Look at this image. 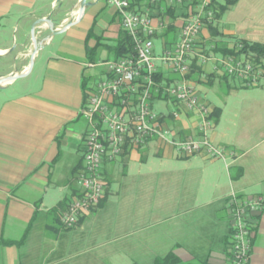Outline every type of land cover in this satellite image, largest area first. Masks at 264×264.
Segmentation results:
<instances>
[{"label": "crops", "instance_id": "0c3cea01", "mask_svg": "<svg viewBox=\"0 0 264 264\" xmlns=\"http://www.w3.org/2000/svg\"><path fill=\"white\" fill-rule=\"evenodd\" d=\"M59 1L0 0V78L21 75L0 85V264H156L157 257L170 252L186 264H229L232 196L264 200V89L233 90L232 83L243 86L212 73L210 64L207 71L202 66L198 81L191 78L200 94L220 85L227 90L220 104L201 95L219 112L210 139L224 148L225 160L205 153L182 156L156 139L129 145L103 165L106 193L100 205L81 216L75 228L66 229L61 215L74 198L84 165L85 90L106 73L105 62L117 58L109 46L123 29L108 0H88L83 17L67 29L70 36L63 46L38 60V51L52 37L44 41L30 68L34 23L51 19L48 7ZM72 3L68 14L54 23L56 28L76 18L80 0ZM109 5L111 15H102ZM167 8L163 4L154 11L156 22L170 23L162 15ZM261 9L263 13L264 4ZM47 28V23L35 27L37 40L50 34ZM164 30L155 36L161 52ZM246 30L205 28L203 39L213 51L210 41L216 39L230 48L235 39L264 44L263 22L251 35ZM161 69L168 78L178 76ZM262 81L252 88H264ZM181 111L179 118L170 115L177 121L171 129L180 137L181 131L184 138L197 136L194 118ZM159 115L165 123L166 115ZM154 141L161 142L156 152L169 167L180 161L184 171L144 168ZM130 166H137V172L130 175ZM250 223L248 264H264V204L251 212Z\"/></svg>", "mask_w": 264, "mask_h": 264}, {"label": "built area", "instance_id": "2783aa9c", "mask_svg": "<svg viewBox=\"0 0 264 264\" xmlns=\"http://www.w3.org/2000/svg\"><path fill=\"white\" fill-rule=\"evenodd\" d=\"M145 1L142 4L132 0H108L117 10L122 29L131 36L134 49L106 61V73L88 91L83 110L88 121L82 144L84 165L76 179L80 195L74 196L62 212L61 223L66 229L75 228L81 216L100 205L106 193L103 165L124 154L129 145L139 147L156 139L172 146L182 156L205 153L225 160L224 148L210 139V131L215 126L213 108L203 100L197 82L189 77L194 61H198L205 71L210 64L212 73L234 78L243 87L258 86L264 79L263 62L244 53L217 54L208 47L203 30L215 19L214 0H197L195 5L193 0ZM163 4L183 6V9L177 11L175 21L170 20L177 28L176 37L165 41L162 52L156 54L155 36L168 26L162 20L156 22L158 17L154 16V11ZM184 4H190L186 15ZM242 47L238 44L237 49ZM161 68L178 78L158 81L156 75L162 72ZM154 92L178 104L173 117L179 118L184 109L190 113L198 135L183 139L167 127L154 109ZM263 204L261 197L242 201L236 195L232 196L229 264L249 263L252 247L250 214L261 210Z\"/></svg>", "mask_w": 264, "mask_h": 264}, {"label": "rangeland", "instance_id": "374dc122", "mask_svg": "<svg viewBox=\"0 0 264 264\" xmlns=\"http://www.w3.org/2000/svg\"><path fill=\"white\" fill-rule=\"evenodd\" d=\"M221 1L222 3H225L224 0H221ZM263 4H264V0H238L237 3L229 6L219 18H215L212 23L213 26L211 27H216L219 30H224V29L228 30V29H232L235 26H237L240 29H247L246 30L247 34L251 35L252 30H258L262 22L264 23V12L261 13L262 11L261 7ZM72 5H73L72 0H60L58 3V6L52 9H51V6L49 5L48 11L51 12L52 22L59 23L62 20V18L66 14H68V12L71 9L70 6ZM112 9L113 8L109 5L105 9L102 15L110 16ZM208 28L210 29V27ZM69 36H70V33H67V30H65L64 32L60 34L54 35L50 40L51 42L42 46L41 49L38 51L40 52L38 60H41V59L43 60L47 58L50 50H58L60 47H62L63 43L67 41ZM99 41L103 42L104 40L100 39ZM155 44H156L155 53L160 54L161 53V40L159 39L155 40ZM31 62H32V66H34L35 57L33 61ZM232 85H233V90H238V91H250V90L264 89V88L240 87L237 85L235 86L234 83H232ZM226 91H227L226 88L220 85L216 89L215 88L209 89V92L202 89L201 95L203 96L205 95L206 96L205 98H207L208 101H213L217 104L218 103L220 104L221 96H223V94ZM206 92L207 94H205ZM153 105H154V109L158 113H164L166 115L165 124L167 127L172 128L176 125L177 121L170 116L174 111H177V106H175L172 100L160 99L158 101H155ZM160 143L158 141L153 142L151 151L149 152V158L147 159L145 163H142L144 164V168H148V166H151L152 168L156 170V172L165 171L166 169H173L175 171H184L183 162L175 161L169 167L167 162H165L164 158H162V156H160L156 152V150L158 149L157 146ZM137 166L135 167L130 166L131 168L128 167V172L130 175L137 172V168H136ZM122 167L123 165L121 163L118 164V168L120 169V172L123 169Z\"/></svg>", "mask_w": 264, "mask_h": 264}, {"label": "trees", "instance_id": "16d2710c", "mask_svg": "<svg viewBox=\"0 0 264 264\" xmlns=\"http://www.w3.org/2000/svg\"><path fill=\"white\" fill-rule=\"evenodd\" d=\"M132 1H136V2H142V0H132ZM225 3H222L221 0H214L212 5L215 9V18H219L224 11L231 5H234L235 3H237L238 0H224ZM195 3H197V0H193V5H195ZM190 4H184V15L187 14L188 9H189ZM183 9V6H174V7H169L167 8L166 12H162V15H168L169 18L173 21L175 19V17L177 16V11ZM212 23L207 24L206 28L210 27V29H213ZM177 34V28L174 24L169 23L168 26L165 28V30L159 35L160 37H162L166 42H169L171 39H174L176 37ZM214 36H218L217 31L215 30V33L213 34ZM210 43H214L215 45V49L214 51L217 53H221L223 55H228V54H233V55H240V54H247L250 55L252 58L256 59L259 62H263V58H264V44L260 43V42H251L245 39H235V46L230 48L228 47V42L223 41V39H216V40H212L210 41ZM99 44V43H98ZM238 44H242V48L240 50L237 49ZM208 45V43H207ZM133 40L131 38V36L125 31L122 30L120 32V35L116 41L115 44L110 45L109 49L111 52H113L117 57L127 54L128 52H132L133 51ZM97 46H95L94 48L88 49V53H92L94 50H96ZM203 72V69L200 65H197V61H194L193 63V71L192 73L189 75L190 78H194L197 80V78L200 76V74ZM157 80L158 81H165V78L167 79L168 77L166 76L165 73L160 72L157 75ZM178 76H173L171 78H168L169 81L170 80H175L177 79ZM198 81V80H197ZM164 87V86H163ZM162 87V88H163ZM88 96V90H85V99H87ZM154 99H167L168 97H162L160 94H157L154 92ZM219 116V112L217 111V108L213 109L212 112V117L214 119V121L216 122V120L218 119ZM182 132V133H181ZM181 138L184 139V131H181ZM128 148V147H127ZM80 195V189L79 187L77 188L74 196H78ZM70 202V201H69ZM69 202L67 201V206L69 204ZM66 205V203H65ZM66 206V208H67ZM156 264H186L183 263L181 261V259L174 254L173 252L168 253L166 256L163 257H157L156 258Z\"/></svg>", "mask_w": 264, "mask_h": 264}, {"label": "water", "instance_id": "95a60500", "mask_svg": "<svg viewBox=\"0 0 264 264\" xmlns=\"http://www.w3.org/2000/svg\"><path fill=\"white\" fill-rule=\"evenodd\" d=\"M90 5L88 0H80V4H79V9H78V13L75 19H72L70 21H68L65 25H63V27H59L56 28L55 24L52 22V20L50 18H42L37 20L34 23L33 26V30H32V39L33 42L35 43V47L33 52L31 53V59L33 61L34 56L36 54V52L38 51L40 45L43 44L44 41L48 40L49 38L53 37L56 34H60L62 32H64L65 30H67L68 28H70L72 25H74L75 23H77L84 15L86 8ZM41 23H47L48 24V30L51 32L49 35H47L42 41L41 40H37L36 34H35V27ZM32 67V62L30 65V68ZM21 75H16L13 74L10 77H6V78H0V85L2 83H4L6 80L9 79H16L19 78Z\"/></svg>", "mask_w": 264, "mask_h": 264}, {"label": "bare ground", "instance_id": "6f19581e", "mask_svg": "<svg viewBox=\"0 0 264 264\" xmlns=\"http://www.w3.org/2000/svg\"><path fill=\"white\" fill-rule=\"evenodd\" d=\"M76 14V13H75Z\"/></svg>", "mask_w": 264, "mask_h": 264}]
</instances>
